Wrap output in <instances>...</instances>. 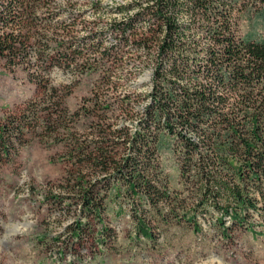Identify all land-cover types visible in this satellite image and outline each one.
<instances>
[{"label": "trees", "instance_id": "obj_1", "mask_svg": "<svg viewBox=\"0 0 264 264\" xmlns=\"http://www.w3.org/2000/svg\"><path fill=\"white\" fill-rule=\"evenodd\" d=\"M37 3L0 0V61L11 67L34 58L41 76L59 67L75 81L89 73L97 78L73 112L54 87H43L51 93H44L42 111L29 108L26 116L22 110L0 124V157L25 143L33 120L40 134L63 143L65 170L47 201L60 211L66 199L74 205L73 242L66 248L85 241L89 224H101L90 233L105 242V217L122 196L149 204L155 218L169 215L195 228L197 212L207 208L218 223L226 216L231 222L264 218V33L238 32L243 8H261L264 16V0H129L115 8L121 16L110 21V46L96 19L79 20V36L78 15L52 22L60 11L51 18L43 11L38 20ZM136 57L138 70L113 81L116 72L104 62ZM145 68L144 93H101L131 88L128 82ZM133 117L134 127L126 122ZM164 138L177 156L179 189L169 188L158 159ZM136 226L152 238L144 216Z\"/></svg>", "mask_w": 264, "mask_h": 264}, {"label": "rangeland", "instance_id": "obj_2", "mask_svg": "<svg viewBox=\"0 0 264 264\" xmlns=\"http://www.w3.org/2000/svg\"><path fill=\"white\" fill-rule=\"evenodd\" d=\"M127 1L39 0L38 20L43 19V11L47 18L60 11L52 22H67L69 16L78 15L74 33L80 36L83 32L79 20L86 24L96 19V31H101L105 41L112 43L108 44L110 46L115 40L109 30L110 21L121 16L115 8ZM256 9L248 6L241 11L240 35L251 31L264 33V16L261 8ZM33 59L29 64L17 61L11 67L0 61V124L22 110L26 116L30 115L29 108L37 113L42 111L44 93H51L43 87H54V93L63 98L70 112L79 107L83 97L92 93L96 73L81 75L75 81L68 72L52 67L41 76L44 70L36 69ZM125 60L115 65L104 62L105 67L116 72L113 81L120 76L117 80L124 82L126 77H131L128 74L131 69L138 70L137 57ZM149 79L150 70L145 68L128 82L132 83L131 88L107 89L101 93H108L112 98L121 97L123 93H144ZM126 122L132 127L137 125L135 117ZM37 123L33 120L30 124L33 129L25 132L23 145L16 144L12 154L0 157V264H264V218L258 215L243 222H231L226 216L218 223L214 222L215 212L207 208L197 212L199 226L195 228L169 215L165 216L171 219L168 221L155 218L149 204L124 196L118 198L116 205H122L118 213L113 214V210H117L115 205L105 217L104 223L109 229L105 242H99L90 233L92 229L98 232L101 224H89L85 241L77 248H66L65 245L71 246L73 242L68 224L75 217L74 205L66 199L61 208L65 214L60 216L59 207L47 201V196H51L47 191L57 187L65 170L64 145L40 134ZM168 139H163L165 143L160 147L158 159L169 178V188L179 189L177 156L170 149ZM68 205L71 208H67ZM141 216L150 225L151 239L142 236L137 229V218ZM223 228L226 230L221 234Z\"/></svg>", "mask_w": 264, "mask_h": 264}]
</instances>
